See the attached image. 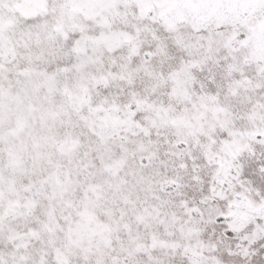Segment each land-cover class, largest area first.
Listing matches in <instances>:
<instances>
[{"label":"snow or ice","instance_id":"6c2138e0","mask_svg":"<svg viewBox=\"0 0 264 264\" xmlns=\"http://www.w3.org/2000/svg\"><path fill=\"white\" fill-rule=\"evenodd\" d=\"M0 264H264V0H0Z\"/></svg>","mask_w":264,"mask_h":264}]
</instances>
